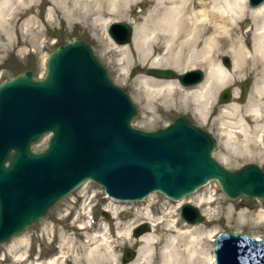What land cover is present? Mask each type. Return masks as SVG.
<instances>
[{
    "label": "water",
    "instance_id": "water-1",
    "mask_svg": "<svg viewBox=\"0 0 264 264\" xmlns=\"http://www.w3.org/2000/svg\"><path fill=\"white\" fill-rule=\"evenodd\" d=\"M258 6L264 0H249ZM110 34L129 43L133 28L113 22ZM45 77L25 70L0 84V244L42 221L49 211L87 180L102 185L110 197L142 200L159 191L173 200L217 180L231 200L250 208L264 203V170L255 164L229 169L214 156L217 142L183 114L165 127L145 130L132 122L140 112L130 95L110 77L83 39L57 47L47 58ZM231 65V59L224 57ZM148 74L179 78L192 85L204 78L201 70L181 75L167 68ZM250 82L243 84L242 100ZM226 89L220 102H229ZM49 135L47 148L33 144ZM191 224L205 221L191 203L182 207ZM149 230L140 224V236ZM217 264H264V239L246 233H220ZM136 252L126 248L123 260Z\"/></svg>",
    "mask_w": 264,
    "mask_h": 264
},
{
    "label": "bare ground",
    "instance_id": "bare-ground-1",
    "mask_svg": "<svg viewBox=\"0 0 264 264\" xmlns=\"http://www.w3.org/2000/svg\"><path fill=\"white\" fill-rule=\"evenodd\" d=\"M31 1L34 0H0V27L4 25L2 20L7 12L25 7ZM135 1L139 0H48L46 15L51 19L63 10L68 18L79 20L84 26L89 25L90 21L99 22L107 34L109 23L118 17L128 16ZM70 2L71 7L66 11ZM31 9L27 7L26 11ZM244 19L253 20L246 29L240 27ZM24 23L25 26H32L33 41L39 40L41 24L38 14L30 12ZM135 23L129 43H118L110 32L107 34V44L115 47V57L109 62L117 67L121 80L126 81L139 66L145 65L173 67L177 71L199 67L206 72L203 80L192 85H184L179 78L137 76L136 86L146 101L149 113L154 115L159 108L176 106L175 93L179 87L182 89L181 99L187 107H191L200 122L205 123L211 117L219 120L220 134L223 136L220 143L229 153L243 154L247 159H253L252 154L257 152L258 159L264 160V2L251 6L248 0H150L149 9ZM247 38L249 43L245 44ZM223 55L232 58L230 66L221 62ZM103 56L108 59V52H103ZM245 77L253 78L247 100L240 102L235 89L231 102L219 104V92L226 86H236ZM225 159L228 157L225 156ZM154 196L150 195L141 204L153 200ZM105 198L113 203L136 205L134 201H119L107 194ZM108 210L116 219L119 218L117 207L110 206ZM249 212L241 208L239 216L250 217ZM229 213H233L232 208ZM255 215L258 219H264V209H259ZM165 217L166 214H162L150 218L153 231L157 232V228L161 227L171 233L164 236H157L154 232L145 233L136 238L133 227L140 218L125 231L120 230L117 222L114 223L117 229L115 235L105 233V237L100 238L98 233L94 234L80 253L65 254L63 261L74 264H123L120 250L129 243L137 246V250L135 257L125 264H204L205 256L209 264H216L214 252L209 253L205 245L198 243L201 239L197 234L198 226H180V220ZM184 237H190L185 244V254L178 248ZM158 245L161 246L160 263L156 261ZM62 256L31 262L27 254L14 253L11 264H61L58 260Z\"/></svg>",
    "mask_w": 264,
    "mask_h": 264
},
{
    "label": "rangeland",
    "instance_id": "rangeland-1",
    "mask_svg": "<svg viewBox=\"0 0 264 264\" xmlns=\"http://www.w3.org/2000/svg\"><path fill=\"white\" fill-rule=\"evenodd\" d=\"M48 4V0H34L29 2L25 7L16 8L5 14L2 20L4 24L2 26L5 29L0 27V83L5 79L15 77L25 70H31L37 78H43L47 70L46 60L51 52L62 44L72 42L76 39H83L91 46L99 61L107 68L113 81L130 95L134 104L138 107L140 114L134 118V126L145 130H154L166 126L177 115L183 114L215 138L217 146L214 151V156L226 167L229 169H238L245 164H256L264 170V160L258 159L259 153L257 152L252 154L254 156L253 159H247L243 154L240 156L229 153L220 143V141H223V136L220 134L221 125L219 120L217 121L214 117H211L205 123L200 122L194 116L191 107H187L186 103L181 99L182 89L179 87L175 93V99H177L176 106L159 108L154 115L149 113L146 101L136 86V77L141 75L164 79L149 75L147 73L148 68H167L175 71L179 75L183 74L184 70L186 71L191 68L177 71L173 67L139 66L135 73L129 75L126 81H123L119 78L120 73L116 70L117 67L109 62L115 57V47L107 44L109 39L107 34L109 32L107 34L104 33L99 22L93 23V21H90L89 25L84 26L79 20H71V18L65 15V11L63 10L58 11L54 18L49 19L46 15ZM68 4L65 8L66 11L71 7V2ZM149 6L150 0L135 1L132 7H130L128 16L118 17L112 20L109 26L114 21H121L128 23L134 28L135 21L146 13ZM27 7H31L32 9L27 12ZM30 12L31 14H38L41 24V33L37 41H33L31 37L32 26H25L26 24L24 23L27 16L30 15ZM252 22V19H244L240 23V27L246 29ZM244 42L248 44L249 39H245ZM105 51L108 52V59L103 56V52ZM224 57H229L232 63V58L229 55H223L220 59L221 62L224 61ZM197 69L201 68L197 67ZM201 70L206 74L204 69ZM176 81L179 83L178 80ZM245 82H250L247 93L248 98L253 85L252 77L241 78L236 86L224 87L218 94L219 104L231 102L235 89L238 91L239 101H246L247 98L242 100L243 84ZM225 89L231 90L232 98L229 102L222 103L220 102V95ZM177 106L183 108L178 109ZM48 141L49 137L47 135L43 136L39 142L33 145V149L35 151L46 149ZM225 156L228 159H225ZM154 194V199L145 204H141V201H134L136 202L134 206L113 203L108 198H105L106 194L102 186L93 181H88L83 187L73 191L60 201L49 211L42 221L29 228L23 234L0 244V258H3L1 262L2 264H11L14 253H25L31 262L37 259L39 262L48 261L50 258L63 255L58 260L61 264H74L70 261L64 262L63 259L66 258L64 255L69 256L80 253L84 247L83 245L94 234L98 233L100 238L105 237V233L107 235H115L117 229H115L114 223L118 222L120 224V230L125 231L135 223L137 218H140V221L133 227V230L139 224L146 223L149 226V230L145 233L154 232L153 223L150 221V218L152 216L156 218L162 214H166L165 218L168 220H180V226L184 224L192 226V224L185 223L181 218L180 208H178L174 200L159 192ZM241 200L239 199L234 202L228 199L215 180H211L207 185L200 188L197 194L191 195L184 200V202L188 201L197 206L202 215L205 216L204 222L194 224L193 226L199 227L197 234L200 235L199 237L201 239L198 240V243L205 245L209 253L214 252L216 237L224 231L235 233L244 232L264 239V219H258L255 215L259 209H264V204L258 201L256 207L250 208L244 206ZM110 206L117 207L119 213L118 219L108 210ZM230 208H232L233 213H229ZM241 208H246L250 211L249 215L251 216H239ZM172 230L175 231V228H172ZM204 230L206 231L205 235L202 234L201 236ZM208 231L211 232V236ZM154 233L157 236H164L165 234L171 233V231H165L161 227H158L157 232ZM140 236H136V238ZM189 239L190 237H184L179 244L178 248L183 254H185V244ZM198 243L196 244L199 246ZM126 248H130L135 252L137 250V246H132L129 243L123 245L120 250L123 264L128 263L123 260ZM161 259V246L158 245L156 261L160 263ZM204 264H209L206 256L204 258Z\"/></svg>",
    "mask_w": 264,
    "mask_h": 264
}]
</instances>
